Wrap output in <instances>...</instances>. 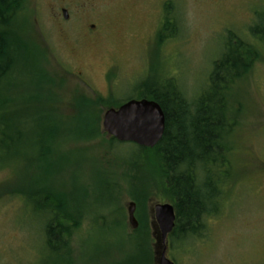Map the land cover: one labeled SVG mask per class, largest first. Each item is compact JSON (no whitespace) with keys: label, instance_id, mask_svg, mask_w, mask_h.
Here are the masks:
<instances>
[{"label":"rangeland","instance_id":"374dc122","mask_svg":"<svg viewBox=\"0 0 264 264\" xmlns=\"http://www.w3.org/2000/svg\"><path fill=\"white\" fill-rule=\"evenodd\" d=\"M165 2L179 28L158 45ZM22 6L14 31L26 45L21 43L10 83L21 93L15 94L8 114L21 138L0 141V264H115L128 252L138 253L140 238L128 237L134 233L128 225L127 203L134 201L128 191H141L150 170L136 144L109 143L102 113L136 98L140 82L160 86L171 79L189 101L196 99L207 90L227 31L248 38L249 27L264 12V0H26ZM258 47L261 60L230 97L234 112L237 104L240 109L231 116L228 176L215 185L221 193L213 194L215 202L207 210H214L203 216L198 234L168 238L167 257L175 264H264V43ZM32 66H43L61 82L56 89L61 114L45 113V94L34 95L42 79L26 73ZM95 92L110 97L108 104L93 109L98 134L59 144L55 150L67 159L51 165L40 161L39 135L92 129L89 119L70 115L78 94H86L91 103ZM19 117L26 119L23 126ZM36 185L56 192L65 213L84 214L77 227L70 222L66 235L58 238L60 250L47 246L50 213L33 212L34 206L41 207V195L36 203L31 198ZM13 187L25 189L32 201L7 193ZM161 194L160 188L153 190L146 203L153 264L151 209L169 202Z\"/></svg>","mask_w":264,"mask_h":264},{"label":"trees","instance_id":"16d2710c","mask_svg":"<svg viewBox=\"0 0 264 264\" xmlns=\"http://www.w3.org/2000/svg\"><path fill=\"white\" fill-rule=\"evenodd\" d=\"M25 1L0 0V141L7 140L6 142L21 138L20 127L15 126L12 117L8 114H10L9 109L14 102L15 94L21 93L17 88L13 91L10 83L17 73L18 54L23 48L21 43L26 45L21 33L16 30L19 35L17 36L14 31L17 19L23 13L22 4ZM169 7V2H165L162 21L157 33L158 45H161L165 39L170 40L175 37L176 35H173L179 28ZM257 16L259 23L249 27L250 36L248 38L227 31L223 51L220 57L213 61L208 75L207 90H203L196 99L189 101L180 87L170 82L171 79L170 81L165 80L160 86L145 82L137 85L136 98L154 100L161 106L165 115V129L161 140L154 147L145 148L136 145L141 151L139 157L146 164L144 167L148 166L150 170L149 178L144 182L141 191H134V189L128 191L129 196L136 203L135 215L139 222L138 228L128 237L129 239L134 236L140 238L135 244L138 253L129 254L128 252L126 258L117 259L115 264H153L149 246V216L146 211V203L153 194V190L160 188L162 197L171 202L174 207L175 226L169 235L172 239L179 233L198 234L203 216L214 210L213 208L208 211L207 205L210 201H214V193H221V189L216 190L217 182H222L228 176L230 147L227 143L229 142V131L235 124L231 116L236 117L235 114L240 109V105L237 104L234 112L230 97L240 81L244 80L243 77L262 58L263 51L259 49L258 43H264V12L261 16ZM30 72L42 79L35 86L34 95L39 96L40 92L45 94L48 100L45 104L47 107L45 113L61 114L58 112L56 103L59 100L56 89L61 86V82L55 80L43 66L27 68L26 73ZM167 83L170 85L167 86ZM78 95L75 99L77 105H72L74 113L70 116L79 117L82 122L86 118L89 119L93 123L92 129L81 131L78 135L65 132L53 133L52 130H48L46 135H39L37 138L42 143L40 161L47 160L48 165H51L59 158L67 159V155H59L55 150L59 144L67 138L79 141L98 134V116L93 109L102 108L110 97L105 98L95 92L92 94L93 101L90 103L84 97L87 96L86 94ZM25 121L24 117H19L18 125L23 126ZM45 136L48 137L49 146H46ZM117 142L113 138L109 139L111 144ZM38 189L37 185L33 188L31 198L36 203L41 195L42 198L38 200L41 207L34 206L33 212L46 209L50 213L46 225L47 246L53 250H60L56 245L62 244L58 238L66 235L70 222H73V227H77L84 214L80 213L77 216L69 212L65 213L64 204L61 203L56 192L49 187ZM203 189L207 192H203ZM7 193L21 194L24 195L21 197L32 201L28 197V192L19 187L9 189ZM96 217L103 218V215L98 214ZM114 224L121 226V223L115 222ZM62 246L68 245L63 244Z\"/></svg>","mask_w":264,"mask_h":264},{"label":"water","instance_id":"95a60500","mask_svg":"<svg viewBox=\"0 0 264 264\" xmlns=\"http://www.w3.org/2000/svg\"><path fill=\"white\" fill-rule=\"evenodd\" d=\"M102 132L108 139L132 142L138 146L152 148L161 140L165 129V115L159 103L146 98H131L118 107L105 109L102 113ZM154 221L150 222L154 238V260L157 264H175L167 257L168 235L175 225V211L170 202L152 206ZM136 203H127L128 225L138 228L135 215Z\"/></svg>","mask_w":264,"mask_h":264},{"label":"flooded vegetation","instance_id":"af4514ba","mask_svg":"<svg viewBox=\"0 0 264 264\" xmlns=\"http://www.w3.org/2000/svg\"><path fill=\"white\" fill-rule=\"evenodd\" d=\"M58 225H61V224H58Z\"/></svg>","mask_w":264,"mask_h":264}]
</instances>
